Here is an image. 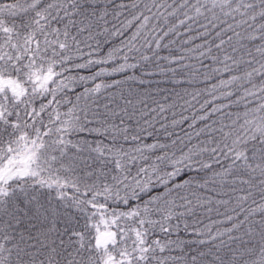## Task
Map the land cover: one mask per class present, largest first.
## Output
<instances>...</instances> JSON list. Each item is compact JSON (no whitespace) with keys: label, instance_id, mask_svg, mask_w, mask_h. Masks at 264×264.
<instances>
[{"label":"snow or ice","instance_id":"snow-or-ice-1","mask_svg":"<svg viewBox=\"0 0 264 264\" xmlns=\"http://www.w3.org/2000/svg\"><path fill=\"white\" fill-rule=\"evenodd\" d=\"M0 264H264V0H0Z\"/></svg>","mask_w":264,"mask_h":264}]
</instances>
